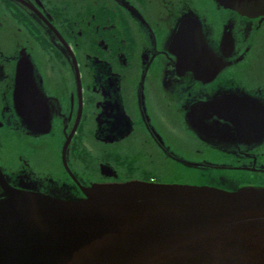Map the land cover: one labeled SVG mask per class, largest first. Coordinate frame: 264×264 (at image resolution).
Instances as JSON below:
<instances>
[{"label":"flooded vegetation","instance_id":"obj_1","mask_svg":"<svg viewBox=\"0 0 264 264\" xmlns=\"http://www.w3.org/2000/svg\"><path fill=\"white\" fill-rule=\"evenodd\" d=\"M130 181L264 188V14L0 0V198Z\"/></svg>","mask_w":264,"mask_h":264},{"label":"water","instance_id":"obj_2","mask_svg":"<svg viewBox=\"0 0 264 264\" xmlns=\"http://www.w3.org/2000/svg\"><path fill=\"white\" fill-rule=\"evenodd\" d=\"M214 1L264 14V0ZM83 192L6 191L0 264H264V188L130 181Z\"/></svg>","mask_w":264,"mask_h":264},{"label":"rangeland","instance_id":"obj_3","mask_svg":"<svg viewBox=\"0 0 264 264\" xmlns=\"http://www.w3.org/2000/svg\"><path fill=\"white\" fill-rule=\"evenodd\" d=\"M47 154L49 155V153L47 152ZM39 161V163H38V167L41 169V170H46V169H49V168H51V166H52V162H50V163H47L46 164V160L45 159H40V160H38ZM54 163V162H53ZM55 164H56V161H55ZM55 169V167H53L51 170H54Z\"/></svg>","mask_w":264,"mask_h":264}]
</instances>
